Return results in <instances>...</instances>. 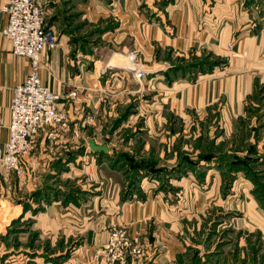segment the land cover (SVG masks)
<instances>
[{"label":"crops","instance_id":"obj_1","mask_svg":"<svg viewBox=\"0 0 264 264\" xmlns=\"http://www.w3.org/2000/svg\"><path fill=\"white\" fill-rule=\"evenodd\" d=\"M36 1L58 40L54 50L41 52L40 80L59 95L69 126L54 140L49 128L37 134L22 158V175L0 171V264H96L93 255L106 243L108 228L120 224L131 240L152 242L147 248L157 253L151 264H171L179 253L173 238L183 225L168 218L164 197L146 177L142 197L122 201L116 195L109 204L100 188L72 192L50 184L69 177L74 163L100 158L88 141L101 145L97 136L125 108L133 111L127 122L138 116L137 99L145 90L154 91L143 96L145 106L154 103L163 119L195 115V131L212 125L224 139L240 131L239 156L254 146L264 158V0ZM6 2L0 0V148L9 138L13 90L30 73L29 61L15 56L2 34ZM203 53L222 58V65L203 73L170 71L175 58ZM144 129L152 130L146 120ZM78 146L83 153L73 155ZM199 166L205 181L229 170L219 158ZM233 176L244 179L241 172ZM185 179L194 186L190 176ZM105 206L111 212L100 220L88 214Z\"/></svg>","mask_w":264,"mask_h":264},{"label":"rangeland","instance_id":"obj_2","mask_svg":"<svg viewBox=\"0 0 264 264\" xmlns=\"http://www.w3.org/2000/svg\"><path fill=\"white\" fill-rule=\"evenodd\" d=\"M206 56L207 53H203L194 59L205 62L209 60ZM191 59V56L188 59L184 58L187 63ZM214 59L223 63L222 58ZM138 74L135 77L141 79L143 74L141 72ZM147 91L145 90L142 97L137 99L138 116L131 117L127 122L128 117L133 115V111L130 107L125 108L131 113L125 119L127 123L125 122L124 128L110 131L114 121L123 112L103 128L102 136L98 135L97 140L101 145H108L115 155L132 159L141 166L140 168L161 171V176L145 173L146 171L142 173H144L143 177L146 176L148 185L154 186L155 192L161 198L164 197L163 202L167 206L168 218L176 219L178 226L183 225L181 235L173 238L179 246V253L171 264H264V194L257 191L260 189L256 188L243 172H241L243 178L248 183L236 177L228 180L227 171L219 178L213 177L205 181L203 173L186 168L183 160L184 157H188L194 163L198 155L199 158L210 155L228 165L232 158L231 150L239 155L240 139H242L240 131L237 132L236 138L232 135L229 139H224L222 132L217 128L215 130L212 125L208 130L205 126V131L202 133L200 124V129L198 127L195 131V115L189 114L185 121L174 117L176 115H168L167 120L163 119V115L159 114V109L155 108L153 102L152 108L145 106L148 100L143 96L147 95ZM151 92L154 91L150 90L149 93ZM103 97H107V93ZM145 120L152 130L144 129ZM133 132L135 134L132 136ZM230 143L235 144V147H230ZM80 152L83 153V148L78 146L72 153L79 155ZM86 161L88 163H85ZM126 167L125 164L113 162L104 155L93 163L89 157L83 162L74 163L69 177L56 180L50 184V187H55L56 190L69 188L72 192L81 187L93 191L96 187L103 193L105 204L111 203L117 196L124 201L126 188L133 177V173L126 176ZM255 170L261 174L259 182L264 185V165L256 166ZM187 176L191 177L190 181L194 186L185 179ZM183 178L184 183L181 182ZM137 185L140 190H145L141 187L147 186L143 184V179ZM262 189L264 190V187H261ZM109 209L110 207L107 209L105 206L103 211L88 214L100 220L101 216L105 217L107 212H111ZM112 227L124 228L127 233V228L120 224L110 226L107 230L108 235ZM151 232H154L153 225ZM136 238L133 243L140 253L134 256L132 261H135L134 264H151L150 261L157 250L153 252L151 248H147L152 242H141L139 238L138 241ZM155 246L162 245L160 243ZM128 264L131 263L128 262Z\"/></svg>","mask_w":264,"mask_h":264},{"label":"built area","instance_id":"obj_3","mask_svg":"<svg viewBox=\"0 0 264 264\" xmlns=\"http://www.w3.org/2000/svg\"><path fill=\"white\" fill-rule=\"evenodd\" d=\"M7 24L2 30L11 52L26 58L30 73L25 82L13 90L10 104L9 138L0 148V171L23 173L22 158L30 152L32 141L45 128L54 140L59 130H66L69 121L58 107L59 95L41 83V52L57 47V35L46 27L45 12L36 0H7L3 7ZM141 76V74H138ZM264 146V145H263ZM140 253L124 228L112 227L106 243L94 252L96 264H128Z\"/></svg>","mask_w":264,"mask_h":264},{"label":"trees","instance_id":"obj_4","mask_svg":"<svg viewBox=\"0 0 264 264\" xmlns=\"http://www.w3.org/2000/svg\"><path fill=\"white\" fill-rule=\"evenodd\" d=\"M207 61H197V59H193L190 62H186L184 60V58L180 57L177 58L176 60V64L173 65V67L171 68L170 71L173 72H181V73H203L206 71H210L213 69V67L219 66L221 65V61H218L217 59H214L211 55L207 54ZM187 64H186V63ZM207 68L206 70L204 68ZM205 70V71H204ZM131 108V107H130ZM131 112L129 110H126V112H124L119 118H117L114 122V124L112 125V132L115 131V129L127 118V116L130 114ZM135 134L134 132L132 133ZM82 151V150H81ZM256 149L254 146H249L247 148V155L246 156H239L237 154H233L232 158H230L229 163L227 165L228 167V180L231 179L232 177H234V173L237 172H243L246 178H249L253 184L255 185L256 188H259V191L261 194H264V190H261V187H264V185H262V183L259 182V177L261 174H259V172H257L255 170L256 166L259 165H264V158L263 157H259L256 156ZM99 156H107L110 158V160H112L113 162L116 163H120V164H125L126 167V176L133 173V177H132V181L128 184V187L126 188L127 190L125 192H127L124 196V198H132V196L135 194L137 197H142L141 196V190L139 189V186L137 184H139L141 182V180L145 177H143L144 173H148V174H152V175H159L161 176V171L160 170H154L152 168H145L136 164L132 159L130 158H126L125 156H120V155H115L114 151L111 150V154L109 155H105L103 153H98ZM203 157V156H202ZM213 157L209 156H205L203 158H199V155L196 159V161L193 163L188 157H184V162L186 163V168H189L190 170H197L199 167V163L201 161L203 162H208L211 161ZM183 163V162H181ZM178 169V168H177ZM167 170V169H166ZM176 170V169H175ZM164 172V171H163ZM233 179V178H232ZM134 182V183H133ZM134 187V188H133ZM138 189V190H137ZM256 191V190H255ZM260 194V195H261ZM34 198L37 196L36 194L33 195ZM123 198V199H124ZM124 199V200H125Z\"/></svg>","mask_w":264,"mask_h":264},{"label":"water","instance_id":"obj_5","mask_svg":"<svg viewBox=\"0 0 264 264\" xmlns=\"http://www.w3.org/2000/svg\"><path fill=\"white\" fill-rule=\"evenodd\" d=\"M88 148L89 151L94 154H98V153H103L105 155L111 154V150L106 145H98L92 139L88 141Z\"/></svg>","mask_w":264,"mask_h":264}]
</instances>
